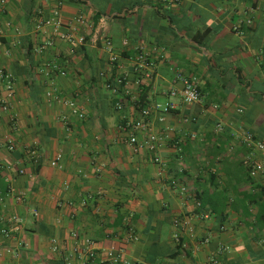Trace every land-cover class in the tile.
<instances>
[{
  "label": "crops",
  "instance_id": "0c3cea01",
  "mask_svg": "<svg viewBox=\"0 0 264 264\" xmlns=\"http://www.w3.org/2000/svg\"><path fill=\"white\" fill-rule=\"evenodd\" d=\"M22 1L0 2V69L14 80L0 96V229L19 219L0 234V264H80L67 260L83 245L73 232L94 242L92 264L110 249L120 264H264V176L244 164H264L245 140L264 143V0H96L106 13L97 24L91 0H36L30 21ZM55 11L63 28L36 27ZM140 50L150 77L135 70ZM119 75L124 93L106 87ZM179 75L197 82L200 102L170 95ZM156 103L174 105L163 121ZM142 107L162 137L154 151L145 133L135 149L123 129Z\"/></svg>",
  "mask_w": 264,
  "mask_h": 264
},
{
  "label": "built area",
  "instance_id": "2783aa9c",
  "mask_svg": "<svg viewBox=\"0 0 264 264\" xmlns=\"http://www.w3.org/2000/svg\"><path fill=\"white\" fill-rule=\"evenodd\" d=\"M170 1L174 4H177L181 0H170ZM0 2L2 4H5L7 0H0ZM75 21L77 23H82L83 19L77 18L75 19ZM247 23L251 26V21H248ZM43 26H51L56 31V30L63 28L65 26V23L62 21L61 17L59 16V12L55 11L54 15L50 19H47V20H44L38 23L36 27L38 29H41ZM59 37L60 39L67 41L73 45H76V44L83 45L84 44V38L73 37L71 34H68V33H61L59 34ZM51 45H52L51 43H45L41 45L38 51L39 52L43 51L46 48H49ZM105 47L109 51L110 62L114 63L116 61V57L113 52V48L111 46L110 41L106 42ZM53 68L58 69V66L54 65ZM135 70L137 73L144 74L147 77H150L151 73L154 70L153 62L148 58L147 53L143 50H140L137 53L136 60H135ZM61 74L65 75V72L61 71ZM178 79L183 83V88L181 90L171 89L170 95L171 96L179 95L185 104L192 105V104L200 102L201 94H200L197 82L193 79L184 78L180 75L178 76ZM13 81H14L13 76L10 73L6 72L3 69H0V96L4 90L13 92ZM106 87L111 89L113 92L119 93L120 91H122L124 93L125 77L122 75H119L117 76L115 81L108 80ZM48 96H52V95L49 93ZM63 103L67 105L71 109L72 114L77 116L79 119H82L85 117V114L79 109V107L76 105V103L73 100L64 99ZM117 108L118 109L123 108L122 102L117 103ZM154 108L155 110L161 112L162 115L160 117V120L163 121L164 120L163 115L170 113L174 109V105L172 103H167V104L156 103ZM139 115L140 116L136 121L128 125L127 128L126 127L123 128L124 130L126 129L130 130V134L128 136L127 141L130 145L134 146L135 149H138L140 145V141H139L140 134L139 133L143 132L145 133L144 134L145 136L144 144L151 151H154L157 148V145L162 141V137L155 134L149 124V116H150L149 108H145V107L140 108ZM63 121L65 123L67 122L66 117L63 119ZM217 128L218 130L222 129L220 125ZM245 140H246V144L249 147L253 149H257L261 151L262 153H264V143L257 141L253 137V135L248 133L245 137ZM10 148H12V146H10ZM59 159L60 157H57L56 159H54L51 162V165L53 167H58ZM155 162H159V158L156 157ZM244 164L250 176L252 177H257L261 175L264 176V164L263 163L258 162L252 158H247L244 161ZM0 168H1V164H0ZM23 198H24V194H20L18 199L23 200ZM1 200L2 198H0V203H1ZM8 221L11 224H13V226L15 227H11V228L4 227L0 229V234L5 237L13 235V232L17 230L18 224H19V219H15V220L9 219ZM174 225L179 229V231L180 229L181 230L184 229V224L180 219H176L174 221ZM71 236H72V239L76 242H79L82 240L83 245H80L79 243H77L76 246L72 248L71 255L67 260L70 261L71 259L75 258L76 260L80 262V264H92L97 256V252H96L97 249L95 248L94 242L89 238L82 239L79 233L77 232H73ZM174 239L179 243L181 240L180 234L176 233L174 235ZM205 241L208 242L209 239H206ZM52 250L54 252L61 253V249L58 245L57 239L52 240ZM106 255H107V258L106 260L103 261L102 264H120V262L122 261V254L120 252H117L115 249L108 250ZM134 264H140V263H134ZM210 264H221V263L217 257L211 256Z\"/></svg>",
  "mask_w": 264,
  "mask_h": 264
},
{
  "label": "trees",
  "instance_id": "16d2710c",
  "mask_svg": "<svg viewBox=\"0 0 264 264\" xmlns=\"http://www.w3.org/2000/svg\"><path fill=\"white\" fill-rule=\"evenodd\" d=\"M74 1H77V2H80V3H85L87 0H74ZM92 1V4L95 8L96 7V0H91ZM36 4H37V1L36 0H23L22 1V7L25 11V17L28 21H30L34 14H35V7H36ZM98 9V8H97ZM105 11L102 10V9H98L95 11V14L93 16V21L95 24L98 23L99 19L105 15ZM6 189L4 190H1V193H0V198H3L5 193H6Z\"/></svg>",
  "mask_w": 264,
  "mask_h": 264
}]
</instances>
